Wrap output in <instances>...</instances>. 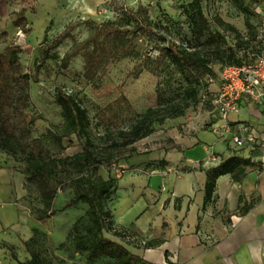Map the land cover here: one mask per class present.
<instances>
[{"label":"rangeland","instance_id":"1","mask_svg":"<svg viewBox=\"0 0 264 264\" xmlns=\"http://www.w3.org/2000/svg\"><path fill=\"white\" fill-rule=\"evenodd\" d=\"M190 1L0 0V53H5L11 44L21 50L20 63L23 72L30 78L26 113L31 138L42 144L48 157L71 156L82 151L83 143L90 139V147L100 156L114 155L110 167L101 165L99 172L105 178L113 176L117 186L121 184L129 189V184H140L138 177L152 172L155 165L152 167L148 162V154L167 150L164 144L172 139L165 132L168 122L174 124L175 119L183 118L176 126L180 131H188V123L204 121L203 109L213 107L210 100L217 94L218 88L203 90L195 98L183 93L185 84L171 64L162 63L156 72H151L143 58H122L99 69L90 81L83 77L80 53L69 61L67 67L63 68L61 64L65 54L72 52L93 33L92 25L86 22L101 23L113 19L116 4L129 7H136L138 3L150 5V17L153 21H160V29L166 37L190 46L194 41L190 38L188 21L178 7V4ZM249 5L250 31L245 26L243 14L231 0L202 2L203 10L210 19L220 17L239 30L245 48L239 49L236 56L242 61L248 60L253 53L264 54V0H250ZM19 12L25 16V28L13 24ZM164 14L173 20L167 26ZM66 28H70L71 38L62 41L55 49H49L50 53L56 52L58 58L44 59L43 50L50 47L51 41ZM213 28L225 35L227 45L236 42L230 31L215 23ZM149 48V56H157V51ZM219 66L216 64V70ZM57 86L71 94L88 111L89 127L81 139L76 134L62 136L61 139L55 137V134H62L59 129L63 125L61 107L55 97ZM121 98L128 101L136 114L155 108L159 110L158 115L164 116L152 123V133L131 144L127 142L132 134L120 135L119 131H107L104 126L95 124L96 107L102 108ZM180 107H184L182 115L168 116ZM25 166L19 152L7 153L0 149V264H19L17 260L28 259L32 249L39 250L47 264H108V252L114 249V245H104L105 242L98 239L94 247L88 245L87 250L79 251L74 241L73 235L76 232L84 233L85 226L90 223L85 213L88 205L78 202L75 206H65L74 196V179L87 172L78 171L70 165L59 168L54 178L57 193L51 208L46 211L36 185L25 173ZM72 229L73 234L69 237L68 232ZM122 229L113 225L111 231L121 233ZM111 233L105 230L104 239L119 244L112 240L114 237ZM128 241L133 242L131 239ZM89 254H93V257L89 258Z\"/></svg>","mask_w":264,"mask_h":264},{"label":"trees","instance_id":"2","mask_svg":"<svg viewBox=\"0 0 264 264\" xmlns=\"http://www.w3.org/2000/svg\"><path fill=\"white\" fill-rule=\"evenodd\" d=\"M249 1L231 0L234 7L243 14L248 31L252 27ZM202 2L203 0H191L186 4H178L188 21L190 38L194 41L190 46H184L166 37L160 29V21L151 19L150 5L138 3L136 7H129L116 4L113 7L115 13L113 19L101 23L86 22L92 25L93 33L81 45L61 58L62 67H67L69 61L80 53L83 59V77L90 81L94 79L99 69L122 58H143L142 61L151 72H156L160 64L168 63L179 72L185 84L183 93L195 98L209 87L205 80L207 76L218 78L217 72L220 73L224 66L241 65L245 62L236 56L239 49L245 48L240 40L239 30L220 17L210 19L203 10ZM164 22L167 26L173 20L164 14ZM25 23V16L19 12L13 24L25 28ZM213 23L233 33L236 42L233 45H227L225 35L220 30L214 29ZM70 35V28H66L64 32L57 35L51 41L50 47L43 50V58L57 59V53H50L49 49H55L62 41L71 38ZM148 48L157 51V56L154 58L149 56ZM20 52L18 46L11 44L5 53H0V149L7 153L19 152L23 157L26 163L25 173L36 185L43 209L46 211L51 208L57 193L54 183L57 170L62 166L70 165L78 171H86V175L82 174L74 179V196L65 205L75 206L78 202L88 205L85 213L90 223L85 226L84 233L76 232L73 235L77 249L87 250L88 245L94 247L96 240L101 239L105 242L104 245H114V249L108 252V264H137L135 255L126 248L104 239V231L113 230L110 206L115 199L117 183L111 175L105 178L99 172V168L101 165L110 167L114 155L100 156L94 148L90 147L91 141L88 139L83 143L82 151L71 156L65 158L47 156L48 152L46 153L42 144L31 138L26 113L30 78L23 72ZM148 62L154 65L149 66ZM216 64H220L217 70ZM55 97L61 107L63 118L62 128L59 129L62 134H58L59 136L55 134V137L61 139L62 136L76 134L81 139L84 134H87L89 127L90 119L87 109L60 86L56 87ZM183 112L184 107H180L168 116L177 117ZM158 113V109L148 108L142 114H136L128 101L121 98L102 108L96 107L95 124L104 126L107 131H112L111 129L119 131L120 135L132 134L127 142L131 144L154 131L152 123L164 117ZM164 163V160H160L157 165ZM250 164H254L251 158L233 156L209 170L205 184V201L210 200L218 176L232 174L236 169L241 170ZM71 234L73 229L68 232V236L70 237ZM13 257L17 259L15 255ZM88 257L92 258L93 254H89ZM17 261L19 264H47L37 249H32L30 257L25 261Z\"/></svg>","mask_w":264,"mask_h":264},{"label":"crops","instance_id":"3","mask_svg":"<svg viewBox=\"0 0 264 264\" xmlns=\"http://www.w3.org/2000/svg\"><path fill=\"white\" fill-rule=\"evenodd\" d=\"M202 116L205 123L190 122L188 131L177 127L183 118L168 122L167 150L148 154L152 172L129 189L117 186L111 221L123 232L109 233L137 264H264V161L259 166V152L236 148L211 131L214 107ZM228 123L246 124L264 142V105L244 98ZM233 156L254 157V164L218 176L205 201L208 171ZM160 160L165 163L157 165Z\"/></svg>","mask_w":264,"mask_h":264},{"label":"built area","instance_id":"4","mask_svg":"<svg viewBox=\"0 0 264 264\" xmlns=\"http://www.w3.org/2000/svg\"><path fill=\"white\" fill-rule=\"evenodd\" d=\"M253 56L241 65L224 66L218 78L207 76L205 80L209 84L207 90L210 85L218 83L217 94L210 100L217 117L211 124L212 131L219 138L229 139L236 148L259 152L261 154L259 165L263 166L264 142L259 141L254 131L246 124L239 123L232 128L228 123V116L239 108L242 99L247 98L264 105V54ZM128 239L135 241L136 237L128 236Z\"/></svg>","mask_w":264,"mask_h":264}]
</instances>
